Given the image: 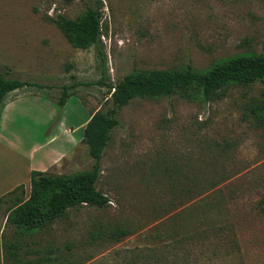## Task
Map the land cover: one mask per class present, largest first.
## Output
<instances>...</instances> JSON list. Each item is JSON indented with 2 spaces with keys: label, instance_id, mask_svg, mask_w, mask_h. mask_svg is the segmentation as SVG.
I'll list each match as a JSON object with an SVG mask.
<instances>
[{
  "label": "rangeland",
  "instance_id": "rangeland-1",
  "mask_svg": "<svg viewBox=\"0 0 264 264\" xmlns=\"http://www.w3.org/2000/svg\"><path fill=\"white\" fill-rule=\"evenodd\" d=\"M97 2L0 0V72L44 86L15 90L7 99L58 98L62 85L76 80L90 82L76 88L79 96L63 107L49 99L59 112L55 119L64 109L67 123L76 124L90 108L112 106L107 87L97 83L102 71L97 47H74L46 19L57 13L75 18ZM100 2L107 83L137 70L206 71L235 56L264 54V0ZM262 88L261 83L231 86L225 96L207 101L178 94L132 99L119 111L102 153L96 188L107 205H76L47 227L24 233L7 219L15 195L29 196L30 183L18 184L23 190L0 196V264L36 263L64 252L79 264H134L159 245L188 235L194 236L173 249L187 253L188 264H264V127L249 110ZM26 120L33 139L56 134V141L70 140L52 123L43 128L41 121ZM69 150L77 152L69 160L76 164L46 172L68 175L91 168L84 142ZM115 228L127 232L119 240L100 238Z\"/></svg>",
  "mask_w": 264,
  "mask_h": 264
},
{
  "label": "trees",
  "instance_id": "trees-1",
  "mask_svg": "<svg viewBox=\"0 0 264 264\" xmlns=\"http://www.w3.org/2000/svg\"><path fill=\"white\" fill-rule=\"evenodd\" d=\"M101 7V2L98 0L95 5L87 6L75 18H69L59 13L54 17L46 15V19L53 22L74 47L83 49L90 46L97 47V55L102 64L101 78L97 83L107 87L109 96L107 100H111L112 106L105 111L90 108L91 116L84 126L81 139L87 146L89 155L93 158L90 169L76 171L68 175H51L40 170L31 171L29 196L24 198L22 195H15L7 216V219L24 233H31L34 230L47 227L64 216L68 208L76 205L87 204L93 207L107 205L108 198L96 188L102 170V153L108 145L112 129L119 124L116 118L119 111L134 98L178 94L188 100L201 96L202 99L207 101L225 96L231 86L247 87L261 83L263 88L258 98L253 99L249 110L255 123L264 127V54L235 56L216 63L206 71H198L190 66L180 70L161 68L137 70L126 74L115 83H107L104 81L106 71L103 66L104 58L101 42L103 34ZM71 78H74V76L71 75ZM85 83L90 82L74 80L71 83L62 85L58 98H53L48 94L29 95L44 96L63 107L71 96L78 95L76 88ZM27 86L44 87L42 84L9 78L0 72V112L10 92ZM82 101L86 103L83 98ZM18 189H22V185L16 186L10 192L13 193ZM223 229L217 230L216 228L215 230L220 232ZM126 232L127 230L115 228L108 233H101L99 236L100 238L106 237L107 239L119 240ZM205 232L207 233L208 230ZM193 236L188 235L184 239L180 238L161 244V247L159 245L156 250H152L154 253L152 256L145 260L141 259L140 262L137 261L134 264H188L187 253L173 251V249H177L180 243L187 238H193ZM91 239H95L94 236ZM161 249L164 252H161ZM70 256L69 252H64L63 255L59 254L54 257H41L36 263L29 260L25 264L55 262L59 259L62 261L67 260L68 264H79L78 262H71L69 260ZM174 257L179 261L171 259ZM15 259L22 262L23 258L20 259L16 252Z\"/></svg>",
  "mask_w": 264,
  "mask_h": 264
},
{
  "label": "crops",
  "instance_id": "crops-1",
  "mask_svg": "<svg viewBox=\"0 0 264 264\" xmlns=\"http://www.w3.org/2000/svg\"><path fill=\"white\" fill-rule=\"evenodd\" d=\"M56 108L52 101L41 95H17L6 99L0 112V196L20 183L27 186L32 170L48 171L51 167L77 163L76 160L69 161L72 155L75 157L77 154L69 149L81 142L84 126L91 114L84 121L67 123L63 117L64 109L55 119L59 113ZM26 119L41 121L43 128L52 123L59 136L68 134L70 140L56 141V134L43 140L33 139V131ZM20 120L22 123L18 125Z\"/></svg>",
  "mask_w": 264,
  "mask_h": 264
}]
</instances>
